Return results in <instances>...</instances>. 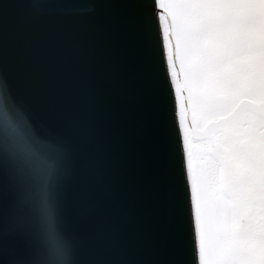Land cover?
I'll use <instances>...</instances> for the list:
<instances>
[{
    "label": "snow or ice",
    "instance_id": "1",
    "mask_svg": "<svg viewBox=\"0 0 264 264\" xmlns=\"http://www.w3.org/2000/svg\"><path fill=\"white\" fill-rule=\"evenodd\" d=\"M103 7L0 4V264H264V0Z\"/></svg>",
    "mask_w": 264,
    "mask_h": 264
},
{
    "label": "water",
    "instance_id": "2",
    "mask_svg": "<svg viewBox=\"0 0 264 264\" xmlns=\"http://www.w3.org/2000/svg\"><path fill=\"white\" fill-rule=\"evenodd\" d=\"M4 0H0L2 4ZM80 4L84 9L85 15H98L106 11L103 7L108 0H73ZM95 5V9L93 7ZM21 95H24L23 87H21ZM37 117L41 122H46L47 117L44 113L37 110ZM34 224L36 227V236L31 249L23 254L13 253L4 259L3 264H79L78 259L68 252H60L52 250L46 242L47 231L43 214L37 210L34 216Z\"/></svg>",
    "mask_w": 264,
    "mask_h": 264
}]
</instances>
